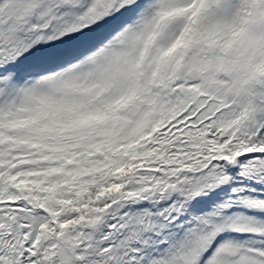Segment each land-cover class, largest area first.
I'll use <instances>...</instances> for the list:
<instances>
[{
	"label": "snow or ice",
	"instance_id": "obj_1",
	"mask_svg": "<svg viewBox=\"0 0 264 264\" xmlns=\"http://www.w3.org/2000/svg\"><path fill=\"white\" fill-rule=\"evenodd\" d=\"M0 264H264V0H0Z\"/></svg>",
	"mask_w": 264,
	"mask_h": 264
}]
</instances>
